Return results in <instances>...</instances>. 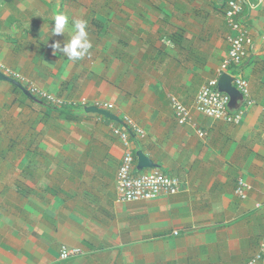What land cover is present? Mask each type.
Listing matches in <instances>:
<instances>
[{
    "label": "crops",
    "instance_id": "obj_1",
    "mask_svg": "<svg viewBox=\"0 0 264 264\" xmlns=\"http://www.w3.org/2000/svg\"><path fill=\"white\" fill-rule=\"evenodd\" d=\"M224 4L0 0V63L66 100L111 103L118 118L86 106L67 118L0 81V264H246L256 253L264 233V0L242 13L252 39L241 66L251 103L239 102L240 122L193 112L180 125L172 107L173 97L191 106L216 77L228 52ZM57 13L69 17L63 36H51ZM74 19L88 21L93 47L71 62L50 45L71 38ZM124 116L145 131L132 139L134 152L177 177V193L116 200L124 147L112 128ZM136 164L135 156V174L150 169ZM239 178L250 186L244 199L235 193ZM62 245L82 253L62 260Z\"/></svg>",
    "mask_w": 264,
    "mask_h": 264
},
{
    "label": "built area",
    "instance_id": "obj_2",
    "mask_svg": "<svg viewBox=\"0 0 264 264\" xmlns=\"http://www.w3.org/2000/svg\"><path fill=\"white\" fill-rule=\"evenodd\" d=\"M259 2L260 0H257V3H252L250 0H225L224 17L229 28L227 55L221 61L216 77L199 87L191 106L183 104L174 97L172 98L174 116L178 124H190L193 112L228 123H238L242 119L244 113L243 107H238L235 110L230 109L228 107L230 98L226 93L217 90V81L221 74L228 73L232 78V84L243 95L242 102L246 104L251 103L248 92V81L242 74L241 66L245 60L247 50L252 43V39L242 13L245 5L254 7ZM0 72L6 77L18 81L31 95L52 107H62L65 105L88 106L86 99L74 102L48 93L30 82L19 72L2 63H0ZM90 105L109 111L114 107L111 103L99 101ZM122 122V128L117 126L112 128L113 134L119 138L124 147V152L116 172V200L118 202L151 200L161 195L177 193L179 191V179L166 174L158 168H152L146 172L137 174L134 173L135 153L132 139L144 138L145 131L128 117L124 116ZM197 133L200 137H204L206 134L201 129H197ZM249 188V184L244 179L239 178L236 183L235 193L238 197L244 199L247 197ZM177 233V230L173 231V234L176 235ZM81 253L82 249L80 247L62 245L59 249V258L66 260ZM263 256L264 233L256 253L246 264H258Z\"/></svg>",
    "mask_w": 264,
    "mask_h": 264
},
{
    "label": "clouds",
    "instance_id": "obj_3",
    "mask_svg": "<svg viewBox=\"0 0 264 264\" xmlns=\"http://www.w3.org/2000/svg\"><path fill=\"white\" fill-rule=\"evenodd\" d=\"M68 24L69 17L66 14H54L53 23L50 27L51 36H63ZM50 47L53 50V54L62 55L71 62L85 58L93 47L89 39L88 21L85 19H74L72 21L71 38L65 43L54 41Z\"/></svg>",
    "mask_w": 264,
    "mask_h": 264
},
{
    "label": "water",
    "instance_id": "obj_4",
    "mask_svg": "<svg viewBox=\"0 0 264 264\" xmlns=\"http://www.w3.org/2000/svg\"><path fill=\"white\" fill-rule=\"evenodd\" d=\"M1 80L8 81V82L14 84L18 88H20L27 96H29L33 100H37V98L34 97L33 95H31L29 93V91L27 89H25L18 81L11 79L9 77H6L5 75H3L0 72V81ZM217 90L220 92L226 93L229 96L230 99H229L228 107L232 110L237 109L239 107V102L243 101V95L232 84V78L228 73H223L218 78ZM84 111L87 113H96V114L105 116L107 118H110L112 120H118L116 115H114L109 110L100 109V108H97L95 106H91V105L86 106L84 108ZM135 156L137 159V164H136L137 170L141 171V170L146 169V168H150V169L158 168L157 165L155 163H153V161L148 156H146L141 150H137L135 152Z\"/></svg>",
    "mask_w": 264,
    "mask_h": 264
},
{
    "label": "trees",
    "instance_id": "obj_5",
    "mask_svg": "<svg viewBox=\"0 0 264 264\" xmlns=\"http://www.w3.org/2000/svg\"><path fill=\"white\" fill-rule=\"evenodd\" d=\"M5 1H10V0H5ZM46 105L51 107V105H49L47 103H46ZM52 108H54V107H52ZM55 109H57L59 113H64L67 118H70V117H72V115L74 113H78L81 111V109L78 106H73V105H65L62 107H55Z\"/></svg>",
    "mask_w": 264,
    "mask_h": 264
}]
</instances>
